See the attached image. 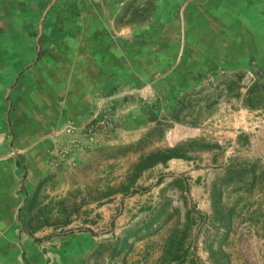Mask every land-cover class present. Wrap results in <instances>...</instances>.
Returning a JSON list of instances; mask_svg holds the SVG:
<instances>
[{
  "label": "rangeland",
  "instance_id": "obj_1",
  "mask_svg": "<svg viewBox=\"0 0 264 264\" xmlns=\"http://www.w3.org/2000/svg\"><path fill=\"white\" fill-rule=\"evenodd\" d=\"M157 1L185 17L184 0H134L130 19ZM192 1L197 21L229 18L223 0ZM200 63L192 89L155 91L143 119L99 106L84 144L50 154L17 215L22 264L25 241L44 264H264V52Z\"/></svg>",
  "mask_w": 264,
  "mask_h": 264
},
{
  "label": "crops",
  "instance_id": "obj_2",
  "mask_svg": "<svg viewBox=\"0 0 264 264\" xmlns=\"http://www.w3.org/2000/svg\"><path fill=\"white\" fill-rule=\"evenodd\" d=\"M132 1L0 0V264H22V203L47 174L50 154L85 143L99 106L123 103L143 119L155 91L173 98L194 87V59L202 66L208 57L264 52V18L250 17L264 0H223L229 18L212 22L193 19L192 0H184V18L162 16L157 1L135 23ZM23 247L29 264H44L31 242Z\"/></svg>",
  "mask_w": 264,
  "mask_h": 264
},
{
  "label": "built area",
  "instance_id": "obj_3",
  "mask_svg": "<svg viewBox=\"0 0 264 264\" xmlns=\"http://www.w3.org/2000/svg\"><path fill=\"white\" fill-rule=\"evenodd\" d=\"M94 1H100V0H94ZM93 128H94V126L92 124H89L87 126V129H88L89 132H91L93 130Z\"/></svg>",
  "mask_w": 264,
  "mask_h": 264
},
{
  "label": "trees",
  "instance_id": "obj_4",
  "mask_svg": "<svg viewBox=\"0 0 264 264\" xmlns=\"http://www.w3.org/2000/svg\"><path fill=\"white\" fill-rule=\"evenodd\" d=\"M166 157H167V159L172 158V157H174V154H168Z\"/></svg>",
  "mask_w": 264,
  "mask_h": 264
}]
</instances>
